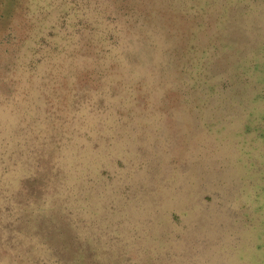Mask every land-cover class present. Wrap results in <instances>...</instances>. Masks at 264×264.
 <instances>
[{"label": "rangeland", "instance_id": "374dc122", "mask_svg": "<svg viewBox=\"0 0 264 264\" xmlns=\"http://www.w3.org/2000/svg\"><path fill=\"white\" fill-rule=\"evenodd\" d=\"M0 264H264V0H0Z\"/></svg>", "mask_w": 264, "mask_h": 264}]
</instances>
